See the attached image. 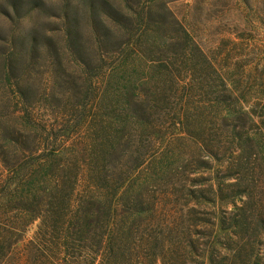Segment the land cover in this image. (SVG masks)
I'll use <instances>...</instances> for the list:
<instances>
[{"label": "trees", "instance_id": "16d2710c", "mask_svg": "<svg viewBox=\"0 0 264 264\" xmlns=\"http://www.w3.org/2000/svg\"><path fill=\"white\" fill-rule=\"evenodd\" d=\"M164 10H63L35 87L1 52L0 264H264V102Z\"/></svg>", "mask_w": 264, "mask_h": 264}, {"label": "rangeland", "instance_id": "374dc122", "mask_svg": "<svg viewBox=\"0 0 264 264\" xmlns=\"http://www.w3.org/2000/svg\"><path fill=\"white\" fill-rule=\"evenodd\" d=\"M87 0H0V111L11 114L14 96L4 82L1 52L13 51L19 59L15 80L38 86L43 75L46 49L44 40L60 47L63 10L80 22V31L86 36ZM100 0H93L99 4ZM119 4L120 0H107ZM151 0H131L135 7L145 6ZM163 14L171 20L185 23L192 33L200 53L214 57L213 64L231 74L247 100L264 102V0H158ZM40 44L37 54L43 58L37 64L26 66L22 56L31 39ZM16 38V39H13ZM14 40L16 46L11 45ZM55 44V43H54ZM53 46V45H52ZM17 54V55H16ZM69 71L75 70L67 63ZM41 71V72H38ZM74 73H76L74 71ZM34 226L28 230V235Z\"/></svg>", "mask_w": 264, "mask_h": 264}]
</instances>
